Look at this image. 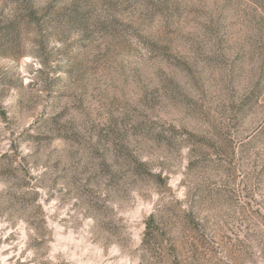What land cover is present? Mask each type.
Listing matches in <instances>:
<instances>
[{"label":"rangeland","instance_id":"obj_1","mask_svg":"<svg viewBox=\"0 0 264 264\" xmlns=\"http://www.w3.org/2000/svg\"><path fill=\"white\" fill-rule=\"evenodd\" d=\"M0 264H264V0H0Z\"/></svg>","mask_w":264,"mask_h":264},{"label":"trees","instance_id":"obj_2","mask_svg":"<svg viewBox=\"0 0 264 264\" xmlns=\"http://www.w3.org/2000/svg\"><path fill=\"white\" fill-rule=\"evenodd\" d=\"M154 221V219L153 218H151L150 220H149V223L147 224V232H146V236H145V238H148V236H152L153 234H152V232H151V229H152V226H151V224H152V222Z\"/></svg>","mask_w":264,"mask_h":264}]
</instances>
